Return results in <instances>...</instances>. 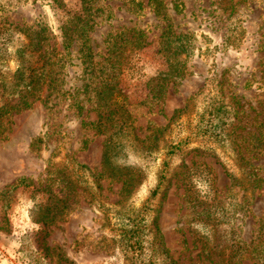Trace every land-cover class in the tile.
<instances>
[{
  "label": "rangeland",
  "instance_id": "374dc122",
  "mask_svg": "<svg viewBox=\"0 0 264 264\" xmlns=\"http://www.w3.org/2000/svg\"><path fill=\"white\" fill-rule=\"evenodd\" d=\"M37 32L57 75L3 121L0 264H256L264 0H0V78Z\"/></svg>",
  "mask_w": 264,
  "mask_h": 264
},
{
  "label": "trees",
  "instance_id": "16d2710c",
  "mask_svg": "<svg viewBox=\"0 0 264 264\" xmlns=\"http://www.w3.org/2000/svg\"><path fill=\"white\" fill-rule=\"evenodd\" d=\"M91 2L88 3V6L93 7ZM86 7V6H85ZM82 15L80 14H73L66 20V26H62L61 36L63 38V48L67 52L68 55H71L70 51H67L71 44L75 41L82 40V45L80 48V52L82 51L83 55L82 58H86L89 56H92L93 58V52L90 44L88 43L87 36L85 34V29H83V26H87L88 23L84 24L83 26L80 25L82 21ZM44 34V32H37V35L35 34V46L32 52L37 53L35 58L36 63L33 65L30 64L27 66V68H31L33 74H31L30 80L26 82V80L22 79V76L18 77L17 75L13 76V80H7L6 77L1 75L0 78V94L2 98V102L0 103V136L5 133L7 128L4 126L5 123L3 122L5 119L9 118L11 114L14 111H18L19 109H22L24 107H27L28 105H31L30 98H35V92L39 90V87L41 85L48 84V86H51L55 80V78H52V76L57 75V73H54L53 64L49 63L50 60L47 59L48 53L47 50H43L41 43L40 35ZM43 43V42H42ZM43 50V52H41ZM66 54V55H67ZM60 62L58 61L57 64ZM50 64V65H49ZM39 71V72H38ZM22 82H18V81ZM18 85L22 87L21 92H17L15 90V86ZM101 88V86H100ZM99 89V88H98ZM17 95V100L13 103H11L12 100H9L10 98L14 99V97ZM30 103V104H29ZM123 114H127L126 111H123ZM41 142L42 139H37L36 142ZM26 180H18L16 184L12 186V188H17L23 183H25ZM215 200V199H214ZM262 230L264 231V226L262 227ZM262 231L261 236L263 240L259 242L258 247L252 251L253 258L256 259V264H264V232ZM135 244H139V241H136ZM255 254V255H254ZM231 256V255H230ZM222 264H231L230 259L224 261Z\"/></svg>",
  "mask_w": 264,
  "mask_h": 264
}]
</instances>
